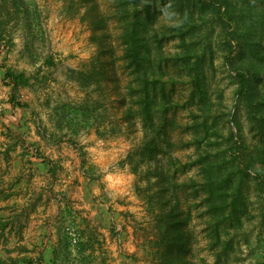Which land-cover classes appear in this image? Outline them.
Instances as JSON below:
<instances>
[{"label": "rangeland", "instance_id": "374dc122", "mask_svg": "<svg viewBox=\"0 0 264 264\" xmlns=\"http://www.w3.org/2000/svg\"><path fill=\"white\" fill-rule=\"evenodd\" d=\"M0 31V195L57 229L48 264H164L174 207L189 264H264V0H0Z\"/></svg>", "mask_w": 264, "mask_h": 264}, {"label": "trees", "instance_id": "16d2710c", "mask_svg": "<svg viewBox=\"0 0 264 264\" xmlns=\"http://www.w3.org/2000/svg\"><path fill=\"white\" fill-rule=\"evenodd\" d=\"M153 16V13L148 12L147 18ZM227 16H229L230 18V15L227 14ZM136 17V21H139L141 26L135 23L129 29H126L125 37L123 38L125 45L127 46L125 58L128 60L129 66L133 68L134 73L136 74L137 82L139 83L138 86L142 89L141 93L142 95H144L142 96L143 98L141 100L142 106L144 105V109L151 112V103H153L150 102L151 100L157 101L161 99L159 101H162L166 99V86L164 82H162L163 80L157 78V73L154 70V60L152 59V52L149 44H147L146 38L143 36L142 33V30L146 27L145 23L141 21L142 18L138 14H136ZM154 37L159 39L157 33H154ZM0 39H3V34L1 31ZM239 75L243 78V83L248 82V75L246 74V72L244 74V72L241 71ZM30 80L31 78L28 77L25 73H18L9 68L6 69L5 81L7 85L12 88V95L10 101L14 106H25V104L18 102L16 98V93L20 89V87H25L29 85ZM193 80L195 82V89L199 92L201 96H203L204 82H201V80L197 76ZM244 88L245 87L242 86L239 91H244ZM175 209V207L172 208V214L170 216V220L174 223V229L171 231V236H163L164 240H169L170 242L166 246V250L163 255V263L189 264L185 258V255H183L186 247V236H183L182 234V224L177 218L178 216L173 217Z\"/></svg>", "mask_w": 264, "mask_h": 264}, {"label": "crops", "instance_id": "0c3cea01", "mask_svg": "<svg viewBox=\"0 0 264 264\" xmlns=\"http://www.w3.org/2000/svg\"><path fill=\"white\" fill-rule=\"evenodd\" d=\"M14 191L15 188L12 187L8 194L3 197L0 195V262L48 264L47 258L58 246L57 229L53 233L49 231L45 226L43 214L38 215L36 211L31 210L29 213H23L27 204L19 202L20 198L14 197ZM48 215L46 212V216ZM23 216H26V219L24 218L21 225Z\"/></svg>", "mask_w": 264, "mask_h": 264}]
</instances>
